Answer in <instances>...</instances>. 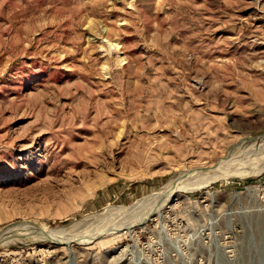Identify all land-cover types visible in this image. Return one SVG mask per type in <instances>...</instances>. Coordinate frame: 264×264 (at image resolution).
<instances>
[{"label":"rangeland","instance_id":"rangeland-1","mask_svg":"<svg viewBox=\"0 0 264 264\" xmlns=\"http://www.w3.org/2000/svg\"><path fill=\"white\" fill-rule=\"evenodd\" d=\"M263 163L264 0H0V264H264Z\"/></svg>","mask_w":264,"mask_h":264},{"label":"bare ground","instance_id":"bare-ground-1","mask_svg":"<svg viewBox=\"0 0 264 264\" xmlns=\"http://www.w3.org/2000/svg\"><path fill=\"white\" fill-rule=\"evenodd\" d=\"M240 159L241 157H237L235 159L229 158L228 161L226 160L225 162L219 163L213 168L197 170V171H190L185 174L178 175L177 178H175V180L173 181V184L170 186V189L166 191V193L162 197L161 203H166L172 196H174L176 194V189L181 185L197 183V182L204 180L207 177L220 176V175L227 174L228 172H231L232 174L240 173L242 171V168L240 167V164L242 163V161L238 162ZM230 163H233V164L230 165ZM114 211L108 210L106 213H104L105 216H109V215H111L112 217L123 216L122 218H118V219L114 217L113 219L114 223H112V220H108L106 222L103 221L106 218H108V217H104L101 223L100 221H97V223L93 222L90 224H86L82 228L75 229V231H71L69 233H64V234H61V233L54 234L53 232L45 231L44 228H42L41 230L40 229L38 230L37 228L39 233L38 235L34 234L32 239L49 240V241H54L59 244H70L76 240H83V239L96 240V239L102 238V236H104L105 234H110V233L112 234L118 231L130 230L134 226V223L138 222V217H137L138 213L140 214L146 213V207H143V209H141L139 212L137 211L134 213L132 212L122 213L121 210H117L118 212L116 211L117 213H115ZM148 212L150 213V211ZM29 227H32V225L31 226L30 225H19L18 227L10 229L9 232L7 230L8 227H5L4 229H2V234L0 235V243L6 244L8 242H11L12 240H15L16 235L20 231H25Z\"/></svg>","mask_w":264,"mask_h":264}]
</instances>
